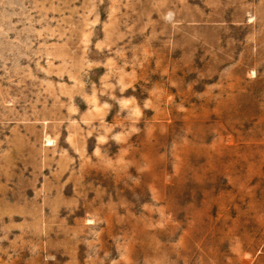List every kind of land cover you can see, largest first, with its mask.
Here are the masks:
<instances>
[{
    "label": "rangeland",
    "instance_id": "374dc122",
    "mask_svg": "<svg viewBox=\"0 0 264 264\" xmlns=\"http://www.w3.org/2000/svg\"><path fill=\"white\" fill-rule=\"evenodd\" d=\"M0 264H264V0H0Z\"/></svg>",
    "mask_w": 264,
    "mask_h": 264
}]
</instances>
